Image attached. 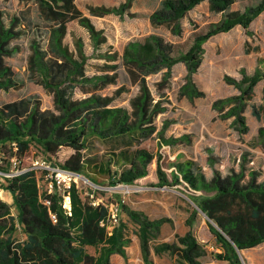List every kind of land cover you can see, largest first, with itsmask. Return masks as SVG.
Wrapping results in <instances>:
<instances>
[{
	"label": "trees",
	"instance_id": "obj_1",
	"mask_svg": "<svg viewBox=\"0 0 264 264\" xmlns=\"http://www.w3.org/2000/svg\"><path fill=\"white\" fill-rule=\"evenodd\" d=\"M28 1L37 6L43 26L26 27L22 17L8 16L0 8V92L22 88L8 59L20 52L17 42L27 36L28 78L51 96L52 108L42 109L39 101L33 99L12 101L0 108L2 160L7 164L12 160L20 163L34 156L35 147L53 167V159L66 148L71 153L57 165L60 169L81 175L95 186L110 187L132 185L148 174V166L155 157L140 145L156 132L155 120L166 110L165 91L170 86L172 67L183 63L186 68L179 97L190 101L203 98L205 93L193 79L202 63L203 44L235 27L248 29L264 13V0L243 11L231 10L235 0H163L149 16V22L155 28L165 27L173 36L182 35V21L204 1L209 12L220 14L221 18L210 24L204 34L195 36L188 50L177 57L172 56L174 45L155 34L129 42L123 50L121 66L130 84L138 90L129 99V108H123L114 102L128 91L125 85L117 87L111 95L99 93L117 85L118 53L110 50L97 53L103 63L97 65L95 74L88 75L86 66L90 57L81 38H73L74 52L64 43L67 25L74 21L87 30L95 51L107 42L103 31L95 28L77 8L75 0ZM134 2L89 5L87 10L90 16L98 18L133 17L130 9ZM240 72V80L224 78L238 94L217 99L212 109L221 120L232 118V125L244 135L247 125L243 114L254 87L264 81V71L256 69L252 75ZM156 74L160 78L154 82L152 92L147 78ZM253 115L259 120L255 111ZM165 128L157 132L163 144H191L190 135L163 137ZM258 135L264 148V127L258 129ZM96 141L109 147L102 156L88 154ZM249 163L247 153H242L237 168L231 167L225 175L213 170L212 176L206 178L195 162L186 160L170 168L169 178L161 156L157 155L159 186H182L192 206L185 221L187 232L175 235L171 243L157 245L154 253L175 256L182 264H202L206 250L192 231L194 218L201 213L220 250L211 253L214 260L242 264L237 250H249L264 243V182L259 181L261 172ZM42 171L31 165L10 177L0 175V189L9 192L12 198V204L0 200V264H113L115 258L129 264L124 226L112 217L108 207L88 196L82 197L73 182L60 191L52 180L53 190L45 191L41 186ZM0 172L10 173L8 168ZM65 197L69 199V211L63 206ZM43 199L50 204L46 206ZM115 204L138 226L142 258L147 259L148 240L157 237L165 220H151L121 200ZM89 248L95 254H90Z\"/></svg>",
	"mask_w": 264,
	"mask_h": 264
},
{
	"label": "rangeland",
	"instance_id": "obj_2",
	"mask_svg": "<svg viewBox=\"0 0 264 264\" xmlns=\"http://www.w3.org/2000/svg\"><path fill=\"white\" fill-rule=\"evenodd\" d=\"M122 1L75 0L77 8L90 19L95 28L103 31L107 42L95 51L87 30L74 21L67 25L68 34L64 43L74 52L73 38H81L84 51L90 57L86 66L88 75L95 74L97 65L103 63L97 58V53L109 50L117 52L119 55L117 85L108 86L99 93L111 95L117 87L125 85L128 91L123 93L114 102V105L129 108V99L137 93L138 87L130 84L121 66V56L125 46L129 42L142 41L145 37L155 34L174 45L172 56L177 57L188 50L195 36L204 34L210 24L217 23L221 15L210 13L207 2H203L190 11L182 21V35L177 37L173 36L165 27L155 28L149 22V16L159 8L163 0H135L130 9L133 17L107 15L98 18L90 16L87 10L89 5L117 6ZM257 1L235 0L231 10L243 11L246 7L256 4ZM0 8L8 16L22 17V23L27 24L26 27L43 26L37 6L32 1H0ZM28 38L25 36L17 42L21 47L20 52L8 59L9 65L22 82V88L0 92V108L7 103L21 99L39 101L42 109L52 108L51 96L28 78L26 71V59L29 54ZM202 47L204 50L202 63L193 75V79L197 87L205 93V96L192 101L179 97L186 68L183 63H178L172 67L170 86L165 91L164 106L166 110L155 120L156 132L140 145L155 157L148 166V174L144 178L137 180L132 185L110 187L95 186L89 181L74 176L64 177L67 174L61 172L57 165L71 153V150L66 148H62L56 158L53 159L52 168L42 169L41 186L43 189L49 188L48 184L52 172L60 173L63 175L59 178L61 180L60 191L73 182L82 197L88 196L89 199L99 201L108 208L115 205L116 201L121 200L128 208L143 212L151 220H165L160 226L157 237L148 240L149 254L148 258L143 260L138 226L119 209L112 213L114 218L124 226V238L128 241L125 250L128 253L129 264H182L175 256L168 254L157 256L153 251L157 245L171 243L175 240V235L182 236L187 232L188 228L185 221L192 206V202L189 200L188 194L182 190V186L171 188L159 186L156 177L157 155L161 156L163 170L169 178L170 168L186 160L195 162L206 178H210L213 170H219L222 175H225L231 167L237 168L240 156L242 153H247L250 160L249 166L261 172L259 181L264 182V148L261 146L258 135V129L264 127V93H262L264 81L259 82L254 87L253 95L244 111L243 115L247 125V132L244 135H241L232 125V118L221 120L212 109L213 102L217 99L238 94V90L234 86L226 83L224 79L226 76L240 80L242 78L241 70L246 75H252L256 69L264 71V13L259 15L248 29L236 27L227 33L215 35L206 41ZM159 78V74L147 78L152 92H154L153 84ZM253 111L258 114L259 120L255 118ZM164 126L166 128L163 130V137L190 135L191 144L175 146L163 144L157 132L161 131ZM108 150L109 147L100 141H96L88 154L102 156ZM32 151L35 153L34 156L24 158L20 163L13 160L7 164L0 157V171L8 168L10 173H14L17 172L18 167L26 170L36 162L49 164L44 161L40 149L34 147ZM6 192L0 189V200L12 204V198ZM68 201V197H65L64 205L66 207L70 205ZM192 231L206 250V255L201 259L202 264H228L214 260L211 253L220 252V250L214 236L208 230L204 215L201 213L195 216ZM88 252L95 254L91 248L88 249ZM241 255L245 264H264V243L255 248L241 251ZM113 264H122V261L115 258Z\"/></svg>",
	"mask_w": 264,
	"mask_h": 264
},
{
	"label": "built area",
	"instance_id": "obj_3",
	"mask_svg": "<svg viewBox=\"0 0 264 264\" xmlns=\"http://www.w3.org/2000/svg\"><path fill=\"white\" fill-rule=\"evenodd\" d=\"M0 157L2 158L3 156H2V154L0 153ZM13 161V160H12ZM32 166H34V167H36V166H38V167H40L41 169H47V168H52L51 166H49V164L48 165H46L45 164V162H43V163H38V162H36L34 165H32ZM60 169V168H59ZM27 170V169H26ZM61 170V172H63V173H65V174H67V175H64V177H69V176H74L73 175V173H70V172H67V171H64V170H62V169H60ZM23 171H25V170H17V172H14V173H7V174H4V173H2V172H0V175H2V176H6V177H10V176H13V175H15V174H18V173H20V172H23ZM59 176V177H57V176ZM61 176H63V175H61L60 173L58 174V173H56L55 174V172H52V174H51V180H50V182H49V188H46V189H44L45 191H47V192H50V191H52L53 190V185H54V183H53V181L52 180H54L55 182H56V185H57V187H58V189L60 188V182H61V180L59 179ZM75 177V176H74ZM66 189L67 188H69V186L68 187H65ZM43 203L46 205V206H48L49 204H50V201L49 200H47V199H43ZM64 206V205H63ZM65 207V206H64ZM109 209V211H110V213L112 214L114 211H116L118 208H117V205L115 204V205H112L110 208H108ZM67 210L69 211L70 210V208H67ZM52 218H54V216L52 215L51 216ZM112 217H114L113 216V214H112Z\"/></svg>",
	"mask_w": 264,
	"mask_h": 264
},
{
	"label": "water",
	"instance_id": "obj_4",
	"mask_svg": "<svg viewBox=\"0 0 264 264\" xmlns=\"http://www.w3.org/2000/svg\"><path fill=\"white\" fill-rule=\"evenodd\" d=\"M73 175H74L75 177L79 178V179H82V180H84V181H88L85 177H83V176H81V175H77V174H73ZM237 253H238L239 259H240V261L242 262V264H245L244 259H243L242 255H241V251L237 250Z\"/></svg>",
	"mask_w": 264,
	"mask_h": 264
},
{
	"label": "crops",
	"instance_id": "obj_5",
	"mask_svg": "<svg viewBox=\"0 0 264 264\" xmlns=\"http://www.w3.org/2000/svg\"><path fill=\"white\" fill-rule=\"evenodd\" d=\"M204 2H206V1H204ZM203 3V2H202ZM207 6H208V3H207ZM236 28V27H235ZM9 194V193H8ZM9 196L11 197V195L9 194ZM143 259V258H142Z\"/></svg>",
	"mask_w": 264,
	"mask_h": 264
},
{
	"label": "bare ground",
	"instance_id": "obj_6",
	"mask_svg": "<svg viewBox=\"0 0 264 264\" xmlns=\"http://www.w3.org/2000/svg\"><path fill=\"white\" fill-rule=\"evenodd\" d=\"M65 206V205H64ZM66 207V206H65ZM69 207H70V205H69ZM69 207H67V208H69Z\"/></svg>",
	"mask_w": 264,
	"mask_h": 264
}]
</instances>
